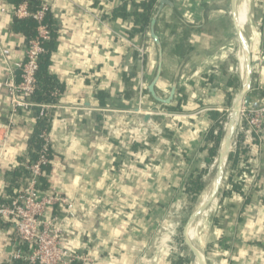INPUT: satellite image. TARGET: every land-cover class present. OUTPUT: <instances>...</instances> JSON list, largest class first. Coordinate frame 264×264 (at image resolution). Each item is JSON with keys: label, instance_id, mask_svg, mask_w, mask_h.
Masks as SVG:
<instances>
[{"label": "crops", "instance_id": "0c3cea01", "mask_svg": "<svg viewBox=\"0 0 264 264\" xmlns=\"http://www.w3.org/2000/svg\"><path fill=\"white\" fill-rule=\"evenodd\" d=\"M148 1L40 0L57 28L50 74L62 87L41 189L60 191L74 204V216L63 221V246L89 256L90 264L179 263L176 219L193 200L194 179L209 166L206 187L213 179L217 157L212 164L207 159L213 148L218 155L219 124L243 90L238 34L242 53L256 62L254 103L264 104V0H237L234 18L232 0H167L156 24L164 55L156 89L168 98L177 82V92L168 115L140 127L134 111L156 106L147 87L158 67L150 24L161 0H153L146 28L133 16L134 4ZM18 4L0 0V80L26 57L27 38L12 29ZM37 126L35 111L12 117L9 96L0 91V200ZM255 137L252 145L230 149L217 198L190 221L207 202L201 196L190 215L183 240L189 236L198 249L185 264H197L196 255L201 264H264V128ZM67 211L58 206L51 214ZM16 248L14 229L0 220V264H22L10 261Z\"/></svg>", "mask_w": 264, "mask_h": 264}, {"label": "built area", "instance_id": "2783aa9c", "mask_svg": "<svg viewBox=\"0 0 264 264\" xmlns=\"http://www.w3.org/2000/svg\"><path fill=\"white\" fill-rule=\"evenodd\" d=\"M37 0H23L15 9V17L19 19L33 17L37 22V35L27 40L25 60L16 63L15 70L9 72L7 78L0 80V91L8 94L12 117L24 111H39V117H52L53 111L61 109L57 101L36 102L33 97L38 89L37 72L39 60L45 52L44 43L51 40V32L45 22L49 6L40 2L35 13L30 8ZM10 51L2 50L3 61L7 63ZM18 72V74H16ZM231 109L226 111L228 117ZM140 115L165 116L166 108L158 110H141ZM222 121L225 131L227 122ZM264 128V107L243 108L231 149L235 152L241 145L249 146L255 142V136ZM9 131L6 132V136ZM5 136V139H6ZM43 144L38 158L25 162V173L18 188L12 195L2 196L0 200V220L14 229L17 248L11 255V262L22 264H90L92 259L84 254L71 252L63 246L66 230L63 221L73 217L74 204L69 202L60 191L45 192L41 189L44 169L49 164L51 150L49 133L42 135ZM4 139V140H5ZM4 143V141H3ZM240 145V146H239ZM1 173V170H0ZM58 206H66L64 217L51 214Z\"/></svg>", "mask_w": 264, "mask_h": 264}, {"label": "water", "instance_id": "95a60500", "mask_svg": "<svg viewBox=\"0 0 264 264\" xmlns=\"http://www.w3.org/2000/svg\"><path fill=\"white\" fill-rule=\"evenodd\" d=\"M168 3L170 4L169 1L167 0H161L160 2V6L157 10L156 13L153 14L152 20H151V24H150V36L151 39L156 47L157 50V54H158V67H157V71L156 74L152 80V82L150 83V85L147 87V91L150 94V96L152 97V99L155 101L156 106L155 108L158 110H162L163 108H166L167 106H169L175 95L177 92V82H174V84L172 85V89H171V93L170 96L168 98H162L158 93H157V84L161 78L162 75V70H163V44L162 41L159 37V35L156 33V24H157V20L158 17L164 7V5ZM237 0H232L231 3V11H230V15L232 18L235 17V6H236ZM238 34V33H237ZM239 37V39H238ZM238 37H235V42H236V51H237V55H238V59L240 62V67L243 73V80H244V85H243V90L241 92V94L235 99V101L233 102V105L231 107V112L229 114L228 117V122H227V126L226 129L224 131V136L223 139L221 141V145H220V149L217 155V167H216V171L214 174V187L212 189V191L210 192V195L208 196L207 202L205 203V205L202 207V209L199 211L198 215H197V219H199L201 216H203L204 213H206L208 211V209L210 208L211 204L215 201V199L217 198L218 194H219V190L223 187L224 185V180H225V175H226V166L228 163V159H229V153H230V149H231V145H232V141L234 138V135L237 131V127L240 121V116H241V111L243 108H261L264 107V104H255V98H254V93H253V76H254V68L256 65V62H254L253 60H251V58L249 57V55L244 51L242 53L241 51V47L240 44H244V48H245V42L243 40V37L238 34ZM240 41V44H239ZM243 50V49H242ZM246 50V49H244ZM243 55V56H242ZM135 113H140L141 109L137 108L135 111ZM138 124L140 125V127L142 126H153L156 125L157 122L154 120L153 116L150 114H145V115H141L140 119L138 120ZM209 214L206 216V218H204V220H202L200 227H199V231L200 233H202V229L204 227V225L206 224V222L209 219ZM196 219V220H197ZM196 248L193 247V242L190 239L189 236H187V239H185L182 248L180 250V256H179V263L178 264H185L187 257L189 255V252H195L196 253ZM198 258V255H196ZM198 263L201 264L200 259L198 258Z\"/></svg>", "mask_w": 264, "mask_h": 264}, {"label": "trees", "instance_id": "16d2710c", "mask_svg": "<svg viewBox=\"0 0 264 264\" xmlns=\"http://www.w3.org/2000/svg\"><path fill=\"white\" fill-rule=\"evenodd\" d=\"M23 0H20V3ZM19 5V4H18ZM17 5V6H18ZM40 0H37L33 3L30 8L31 13H35L39 8ZM135 10L133 11V16L137 20V24L141 26V30L146 28L150 23V14L154 10L155 4L154 1L142 2L140 4H134ZM142 9V11H139ZM118 13L122 16H125L128 12L125 8L118 9ZM45 22L49 27L51 32V40L44 43L45 52L42 54L39 60V70L37 72V83L38 89L33 97L36 102H54L58 101V96L61 92V85L55 80V78L50 74V66L52 64L53 53L56 51L58 46V33L57 28L55 27L54 20L50 15V10L46 15ZM13 31L23 34L27 40L34 39L37 35V22L33 17L28 18H15ZM39 111H35L36 116L38 117V126L35 131V134L30 142L29 153L27 156L20 159L19 168L9 172L11 175L9 185L6 188V195H12L15 188H18L20 185V180L22 176L27 173L25 168V162L27 159L33 161L38 158V152L42 148L44 133H49L51 127L52 117H39ZM224 118V117H223ZM221 127L222 125L219 124ZM217 148H213L209 154L207 162L212 164L216 156ZM49 159H52V151L49 152ZM8 175V176H9ZM202 177L194 179V185L191 187V194L193 195V201H197L203 193L205 192V187L201 182ZM188 262V261H187Z\"/></svg>", "mask_w": 264, "mask_h": 264}, {"label": "rangeland", "instance_id": "374dc122", "mask_svg": "<svg viewBox=\"0 0 264 264\" xmlns=\"http://www.w3.org/2000/svg\"><path fill=\"white\" fill-rule=\"evenodd\" d=\"M231 111V110H230ZM227 122V117L224 118V122ZM223 122V124H224ZM222 125V123H221ZM223 127V125H222ZM221 127V135H220V141H221V138L222 136H224V130L223 128ZM218 144V143H217ZM217 157V155L215 156V158ZM208 167V166H207ZM211 169V166H209V168L207 169V171L203 174L202 178H201V182L202 184L204 185L205 189H206V181H207V177L209 175V171ZM215 172V167H213V173ZM214 175V174H213ZM201 198V197H200ZM196 201H193V200H189V202L186 203L185 205V208L183 209V212L181 215L178 214L179 217H177L178 219H176V221H180L179 222V225L182 223V227H181V232H177V235H176V240H177V243H178V248H182V245L184 243V227L186 226L187 222H188V219L190 217V215L192 214L195 206L197 205L199 199ZM176 217V216H175ZM189 254H191V252H189Z\"/></svg>", "mask_w": 264, "mask_h": 264}, {"label": "bare ground", "instance_id": "6f19581e", "mask_svg": "<svg viewBox=\"0 0 264 264\" xmlns=\"http://www.w3.org/2000/svg\"><path fill=\"white\" fill-rule=\"evenodd\" d=\"M240 19V18H239ZM245 39V38H244ZM213 178H214V176H213ZM213 187H214V179H212L211 180V182L207 185V187H206V190H205V192L203 193V197H205V198H207L209 195H210V192L212 191V189H213ZM208 199V198H207ZM206 202V201H205ZM205 205V203L203 204V206ZM202 206V207H203ZM202 207L200 208V209H198V210H195V212H194V214L192 215V217H191V219H190V221H192V220H194V222L196 221V219H197V215H198V213H199V211L202 209ZM190 228H191V226H187L186 227V229H185V234H188L189 233V231H190ZM196 249H198V248H196ZM195 261H196V263L197 264H199L198 263V258L195 256Z\"/></svg>", "mask_w": 264, "mask_h": 264}]
</instances>
